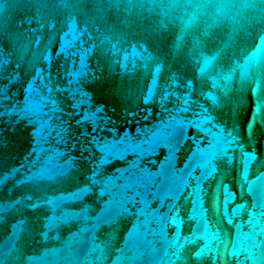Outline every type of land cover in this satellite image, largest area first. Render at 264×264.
Listing matches in <instances>:
<instances>
[{
  "label": "water",
  "instance_id": "1",
  "mask_svg": "<svg viewBox=\"0 0 264 264\" xmlns=\"http://www.w3.org/2000/svg\"><path fill=\"white\" fill-rule=\"evenodd\" d=\"M0 264H264V0H0Z\"/></svg>",
  "mask_w": 264,
  "mask_h": 264
}]
</instances>
